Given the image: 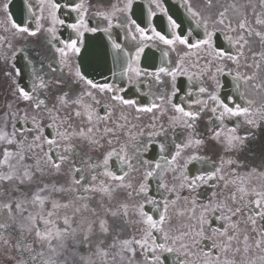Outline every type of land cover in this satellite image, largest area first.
Instances as JSON below:
<instances>
[{
	"label": "snow or ice",
	"instance_id": "1",
	"mask_svg": "<svg viewBox=\"0 0 264 264\" xmlns=\"http://www.w3.org/2000/svg\"><path fill=\"white\" fill-rule=\"evenodd\" d=\"M12 5L0 264H264V0Z\"/></svg>",
	"mask_w": 264,
	"mask_h": 264
},
{
	"label": "flooded vegetation",
	"instance_id": "2",
	"mask_svg": "<svg viewBox=\"0 0 264 264\" xmlns=\"http://www.w3.org/2000/svg\"><path fill=\"white\" fill-rule=\"evenodd\" d=\"M90 2L92 4V8H90V12H91L94 11L97 7H99L101 3L107 4L109 0H90ZM116 2L117 0H111V3H116ZM233 2L236 3L237 5L248 4L249 6L247 7L246 11L249 14L250 19L252 18L251 14L254 8L256 11H260L258 6L259 0H251V4H249V0H213V7L211 9L206 8V0H192L194 7L209 12L213 16L219 10H222L223 7H228ZM244 11L245 9L234 10L232 8H229L228 14L229 17L232 19L233 24H235L238 21V19L240 18L241 14H243ZM261 30L264 31V29ZM13 43L17 44L18 41H13ZM259 51H264V43H261V41L258 38L253 36L250 39L249 45L245 49V55L248 57L249 63L253 62L252 53ZM253 70L255 69H247L243 67V62H242L240 71L246 72ZM256 71H258V81H264V62H261L260 69ZM245 90L250 98L257 100L258 102L260 101L261 94H258L254 89L251 88L246 87ZM10 93H11V89H7L6 91H4L3 89L0 90V116H2L3 113L6 111L5 108L6 102L8 100H11L12 98Z\"/></svg>",
	"mask_w": 264,
	"mask_h": 264
},
{
	"label": "rangeland",
	"instance_id": "3",
	"mask_svg": "<svg viewBox=\"0 0 264 264\" xmlns=\"http://www.w3.org/2000/svg\"><path fill=\"white\" fill-rule=\"evenodd\" d=\"M3 26H6L5 25V16H4V14L3 13H0V35H4L5 33L3 32ZM4 54L5 55H7V56H9L10 57V53L6 50V48H4ZM7 61V60H6ZM4 62V64H3V66H2V69H0V72H1V70L3 71V75H4V77H3V79H2V81H0V83H4V85H6V84H8V83H10V80H9V78L5 75V73L6 72H9V71H11L12 69H11V66H10V64H9V62L7 61V62Z\"/></svg>",
	"mask_w": 264,
	"mask_h": 264
},
{
	"label": "water",
	"instance_id": "4",
	"mask_svg": "<svg viewBox=\"0 0 264 264\" xmlns=\"http://www.w3.org/2000/svg\"><path fill=\"white\" fill-rule=\"evenodd\" d=\"M10 10L14 13V18H19V14L17 13V7L15 5L10 6Z\"/></svg>",
	"mask_w": 264,
	"mask_h": 264
},
{
	"label": "bare ground",
	"instance_id": "5",
	"mask_svg": "<svg viewBox=\"0 0 264 264\" xmlns=\"http://www.w3.org/2000/svg\"><path fill=\"white\" fill-rule=\"evenodd\" d=\"M6 218V213L0 211V221H3Z\"/></svg>",
	"mask_w": 264,
	"mask_h": 264
}]
</instances>
